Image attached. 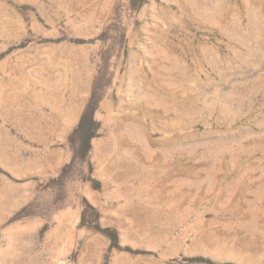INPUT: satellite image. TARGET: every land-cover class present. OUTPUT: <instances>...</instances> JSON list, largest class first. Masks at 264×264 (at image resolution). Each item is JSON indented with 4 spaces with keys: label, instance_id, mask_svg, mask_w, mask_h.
Instances as JSON below:
<instances>
[{
    "label": "rangeland",
    "instance_id": "1",
    "mask_svg": "<svg viewBox=\"0 0 264 264\" xmlns=\"http://www.w3.org/2000/svg\"><path fill=\"white\" fill-rule=\"evenodd\" d=\"M0 264H264V0H0Z\"/></svg>",
    "mask_w": 264,
    "mask_h": 264
}]
</instances>
